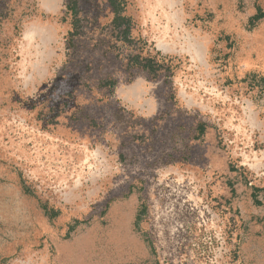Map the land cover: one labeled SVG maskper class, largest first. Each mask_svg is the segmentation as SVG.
<instances>
[{
	"label": "rangeland",
	"instance_id": "1",
	"mask_svg": "<svg viewBox=\"0 0 264 264\" xmlns=\"http://www.w3.org/2000/svg\"><path fill=\"white\" fill-rule=\"evenodd\" d=\"M0 264H264V0H0Z\"/></svg>",
	"mask_w": 264,
	"mask_h": 264
},
{
	"label": "trees",
	"instance_id": "2",
	"mask_svg": "<svg viewBox=\"0 0 264 264\" xmlns=\"http://www.w3.org/2000/svg\"><path fill=\"white\" fill-rule=\"evenodd\" d=\"M117 19L118 18H116L115 20H113L114 22H116L117 23ZM121 20V23H124L125 22V19H124V17H122V19H120ZM125 28L127 29V27L125 26ZM145 61L142 63H140V65L144 68V69H151L152 68V65H151V63L152 62H150V60L148 59V58H146V59H144ZM139 64V63H138Z\"/></svg>",
	"mask_w": 264,
	"mask_h": 264
},
{
	"label": "bare ground",
	"instance_id": "3",
	"mask_svg": "<svg viewBox=\"0 0 264 264\" xmlns=\"http://www.w3.org/2000/svg\"><path fill=\"white\" fill-rule=\"evenodd\" d=\"M158 47H160V48H161V45H158Z\"/></svg>",
	"mask_w": 264,
	"mask_h": 264
}]
</instances>
